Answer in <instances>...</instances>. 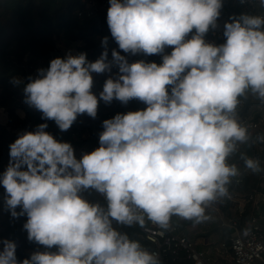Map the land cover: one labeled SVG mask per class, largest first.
Returning <instances> with one entry per match:
<instances>
[{
    "label": "clouds",
    "instance_id": "obj_1",
    "mask_svg": "<svg viewBox=\"0 0 264 264\" xmlns=\"http://www.w3.org/2000/svg\"><path fill=\"white\" fill-rule=\"evenodd\" d=\"M264 8V0H259ZM107 25L127 54H158L162 63H129L115 49L94 62L86 54L54 58L24 86L25 103L67 131L79 115H97L93 73H118L99 97L146 107L117 113L103 123L99 147L77 159L70 143L45 131L46 123L9 145L0 185L13 218L27 216V239L46 249L19 264H161L158 254L117 226L167 230L173 217L207 222V210L230 199L241 175L230 157L252 140L238 118L241 98L264 103V16L241 14L224 23L225 42L204 39L222 0H109ZM191 34L190 38L189 35ZM169 54H164L166 48ZM13 83H19L14 80ZM244 167L264 173L258 159L241 155ZM92 189L106 205L79 193ZM20 211L17 212L16 209ZM248 229L244 230L247 235ZM0 264H18L16 244L3 240Z\"/></svg>",
    "mask_w": 264,
    "mask_h": 264
},
{
    "label": "trees",
    "instance_id": "obj_2",
    "mask_svg": "<svg viewBox=\"0 0 264 264\" xmlns=\"http://www.w3.org/2000/svg\"><path fill=\"white\" fill-rule=\"evenodd\" d=\"M238 7L228 5L226 14L227 22L230 17H236ZM107 37L108 59L111 60V52L115 49L120 55L125 56L129 63L144 60L161 64L162 56L158 54L144 55L127 54L119 49L115 40L111 37L107 18L100 10H91L86 6L85 0H0V108L6 110L7 123H0V162L9 156V145L24 132H33L39 124L46 123V132L60 142L70 143L71 146H85L93 149L99 146V134L97 140L86 143L82 139H73L72 135L89 128H99L103 132V121L110 114L116 115L123 111L118 107L117 100L114 106L106 109L97 108L95 126L91 124L87 114L79 115L84 124L78 125L77 119L67 131H61L54 121L42 119V114L29 107L25 103L24 86L29 78H36L39 69H47L49 58L55 55V51L66 52V48L75 47L80 54H86L89 62L98 59L105 50L102 39ZM224 39H217L222 44ZM42 61V62H41ZM19 83H13V81ZM1 122V121H0ZM72 132V133H71ZM234 157H240L236 153ZM253 184V178H245L242 186L235 187L232 184L230 191L240 190L247 195ZM5 190L0 185V245L2 241L10 240L16 244L15 255L18 261L30 258L37 251H50L45 246L39 245L27 239V231L23 224L27 216L13 218L4 204ZM20 211L19 208L16 209ZM119 230L126 232L130 238L139 241V226L124 227ZM183 264H191L184 260Z\"/></svg>",
    "mask_w": 264,
    "mask_h": 264
},
{
    "label": "built area",
    "instance_id": "obj_3",
    "mask_svg": "<svg viewBox=\"0 0 264 264\" xmlns=\"http://www.w3.org/2000/svg\"><path fill=\"white\" fill-rule=\"evenodd\" d=\"M86 6L91 10H100L103 12L107 18V10L110 7L109 0H85ZM223 7L220 10V16L216 21L215 28H209L204 39L207 43H212L218 45L217 39H224V23L227 22L226 14L228 13V5L238 7L239 12L236 17L241 14L247 15H261L264 16V9L258 7L257 0H222ZM191 34L189 35L190 38ZM67 53L55 51V55L49 58L51 61L54 58L64 59L68 54L73 56L80 54L77 52L75 47H68ZM171 48H166L164 54H169ZM42 62V61H41ZM118 73V69L113 67L110 72L96 74L93 73V87L91 89L92 93L96 95L98 99V108L103 110L108 107L114 106L115 102L112 100L107 103L106 106L102 107L101 104L104 103L100 99L99 94L103 90V84L106 79H115ZM119 108L123 111L120 113L134 112L137 110H143L146 105L138 100H131L127 104H122L117 100ZM238 118L239 121L249 128L252 140H256L257 136L264 135V103H262L255 96L249 94L246 97L241 98V102L238 106ZM115 115L110 114L108 119H112ZM91 124L95 126L98 121L96 117L89 118ZM0 123L3 125L7 123L6 110L0 108ZM78 125L74 129H78L79 125L84 124L82 119H77ZM85 130L78 133V136L72 135L73 139L79 138L89 143L90 140H97L98 134H100L99 128H94L91 132L89 128H84ZM72 133V132H71ZM74 155L79 159L82 154L90 153L99 146H94L93 149H87L85 146L75 147ZM236 154L240 157H234V154L230 157V162H235L236 166L240 169L241 175L234 178L232 185L241 186L244 182L245 174L250 170L244 167L241 155H245L254 159L261 161L262 166H264V143H252L243 144L238 147ZM10 157L8 156L3 161L0 162V175L3 174L8 166ZM260 178L264 177V173H258ZM79 195L88 201L89 203H98L101 206L106 205L105 198L102 194L96 192L95 190L88 189L83 190ZM260 195L258 189L251 190L247 195L242 192L230 191V199L237 202L238 213L229 217H217L216 213H211L209 216L211 218H218V221L222 227H227L229 229L230 235L228 236L229 244L227 247L231 253L230 264H264V225L260 223V219H264V213L262 214L259 210L256 214L250 215L247 220H241V212L243 210V201H252L253 206L256 208V198ZM261 202V201H260ZM248 229L247 235L244 234V230ZM177 224L171 220L169 228L163 231L158 229L155 225L150 222L146 223L145 227H139V242L147 248L149 251L158 254L161 264H178L182 260H188L191 264H214V262L203 252L195 248L193 241L188 239L186 236L178 234ZM221 251L224 250L226 246L225 242L221 244ZM0 245V250H2ZM55 247L50 249V251H55Z\"/></svg>",
    "mask_w": 264,
    "mask_h": 264
},
{
    "label": "crops",
    "instance_id": "obj_4",
    "mask_svg": "<svg viewBox=\"0 0 264 264\" xmlns=\"http://www.w3.org/2000/svg\"><path fill=\"white\" fill-rule=\"evenodd\" d=\"M257 1L258 7L260 9H264L260 6L259 0ZM247 177L253 178L251 190L258 189L260 195L256 198V208L253 206L252 201H243V203L240 204V206L243 205V210L240 213L242 221L247 220L250 215L256 214L257 210H259L262 214L264 213V177L260 178L259 174H254L251 171L245 174L244 181ZM234 191L241 192L240 190L235 189ZM236 204L237 202H235V200L226 199L223 202H218L212 205L207 210V214L210 215L211 213H216V215H218L217 217H229L239 214L237 212L238 208ZM217 217L211 218L209 221L201 224H193L191 221L182 220L179 217H173L172 220L178 226V234L186 236L188 239L193 241L195 248L203 251L214 262V264H230L231 253L227 247L229 244V229L227 227H222ZM260 223L264 225V219H260ZM117 227L119 228L120 226ZM222 242H225L226 244L223 251H221ZM183 261L184 260L180 261L178 264H183Z\"/></svg>",
    "mask_w": 264,
    "mask_h": 264
},
{
    "label": "rangeland",
    "instance_id": "obj_5",
    "mask_svg": "<svg viewBox=\"0 0 264 264\" xmlns=\"http://www.w3.org/2000/svg\"><path fill=\"white\" fill-rule=\"evenodd\" d=\"M160 63H162V60H161V62H160ZM101 106H102V107H103V106L105 107V106H106V103H105V102H104V103H102V104H101Z\"/></svg>",
    "mask_w": 264,
    "mask_h": 264
}]
</instances>
